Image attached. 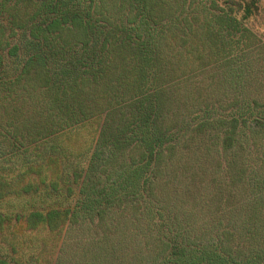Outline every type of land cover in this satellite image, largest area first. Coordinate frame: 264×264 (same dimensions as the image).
Returning a JSON list of instances; mask_svg holds the SVG:
<instances>
[{
  "label": "trees",
  "instance_id": "obj_1",
  "mask_svg": "<svg viewBox=\"0 0 264 264\" xmlns=\"http://www.w3.org/2000/svg\"><path fill=\"white\" fill-rule=\"evenodd\" d=\"M264 0H0V264H264Z\"/></svg>",
  "mask_w": 264,
  "mask_h": 264
},
{
  "label": "rangeland",
  "instance_id": "obj_2",
  "mask_svg": "<svg viewBox=\"0 0 264 264\" xmlns=\"http://www.w3.org/2000/svg\"><path fill=\"white\" fill-rule=\"evenodd\" d=\"M264 3V1H263ZM259 21H260V28L261 29H264V11H263V14L261 16H259Z\"/></svg>",
  "mask_w": 264,
  "mask_h": 264
}]
</instances>
